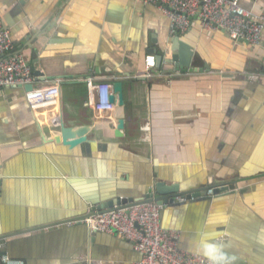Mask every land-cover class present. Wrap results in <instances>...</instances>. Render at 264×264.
<instances>
[{
  "label": "crops",
  "instance_id": "1",
  "mask_svg": "<svg viewBox=\"0 0 264 264\" xmlns=\"http://www.w3.org/2000/svg\"><path fill=\"white\" fill-rule=\"evenodd\" d=\"M241 3L264 9V0ZM0 19L14 52L29 60L33 86L60 89L45 112L24 87L0 88V264L3 255L21 264H133L140 254L132 241L67 221L108 199L142 198L154 181L180 190L228 185L163 203L161 225L179 230L187 251L214 243L228 264H264V43L232 40L193 18L178 42L191 47L196 70L163 62L144 78L145 56L170 58L176 36L156 5L0 0ZM115 79L123 83L122 136L111 128L114 110L87 104L88 82ZM60 119L88 126L86 141L53 142Z\"/></svg>",
  "mask_w": 264,
  "mask_h": 264
},
{
  "label": "built area",
  "instance_id": "2",
  "mask_svg": "<svg viewBox=\"0 0 264 264\" xmlns=\"http://www.w3.org/2000/svg\"><path fill=\"white\" fill-rule=\"evenodd\" d=\"M156 5L169 19V34L186 32L191 19H197L206 27L225 30L232 40H246L252 45L264 43V9L254 12L246 8L241 0H139ZM144 78L159 74L152 55L145 56ZM254 77L253 74L250 75ZM29 60L23 53L14 52L10 33L0 19V88L3 86L24 87L32 83ZM33 84V83H32ZM88 106L97 113L114 110L115 103L109 101L112 85L91 83ZM59 85L49 84L26 90L28 101L38 109L56 104ZM44 114V113H43ZM211 194V190L207 191ZM177 201L185 198L175 197ZM162 204L147 202L96 214L80 221L89 230L116 235L132 241L140 257L133 264H210L208 258L199 252H191L180 245V231L166 229L161 225ZM7 264H21L3 255Z\"/></svg>",
  "mask_w": 264,
  "mask_h": 264
},
{
  "label": "water",
  "instance_id": "3",
  "mask_svg": "<svg viewBox=\"0 0 264 264\" xmlns=\"http://www.w3.org/2000/svg\"><path fill=\"white\" fill-rule=\"evenodd\" d=\"M179 36L176 35L172 39V48H171V56L165 57L163 55L156 54L154 56L155 59V67L161 68V64L166 62L173 66L174 69H178L181 72H190L196 70L194 67H191V59L193 56L192 49L189 45L178 42ZM172 68L168 70L171 72ZM165 72V69H163ZM33 88V84L29 83L24 85V89L29 90ZM109 101L111 103H115L114 106V119L116 121L115 125H111L113 128L115 136H122L125 122V114H124V96H123V83L120 79H115L112 82V93L109 97ZM55 127L59 128V131L52 135L51 140L57 144L61 143L67 145L69 147H73L77 144H80L86 141V133L88 131V126H77L72 128L74 125V121L71 122H63L62 119L57 124H54ZM228 185H222L221 183L217 184H207L203 187H199L196 189H185L180 190L179 185L177 183L166 184L162 181H154L152 187L147 191V193L142 198H131V197H116L115 199H108L104 202H101L97 205L91 207V209L75 218L74 220L70 219L67 222H78L80 219H84L96 214L104 213L110 210H115L119 208L129 207L132 205L147 203V202H155L157 204H167L171 203L175 197H182L185 199L199 197L201 195H205L208 190H211L213 195H217L222 191H228ZM80 222V221H79ZM96 232V231H94ZM8 236V235H7ZM2 237H6V235H2Z\"/></svg>",
  "mask_w": 264,
  "mask_h": 264
},
{
  "label": "clouds",
  "instance_id": "4",
  "mask_svg": "<svg viewBox=\"0 0 264 264\" xmlns=\"http://www.w3.org/2000/svg\"><path fill=\"white\" fill-rule=\"evenodd\" d=\"M197 252L206 256L210 264H228L226 253L217 244L204 242L202 245L197 246Z\"/></svg>",
  "mask_w": 264,
  "mask_h": 264
},
{
  "label": "rangeland",
  "instance_id": "5",
  "mask_svg": "<svg viewBox=\"0 0 264 264\" xmlns=\"http://www.w3.org/2000/svg\"><path fill=\"white\" fill-rule=\"evenodd\" d=\"M81 220H82V219H80L79 221H81ZM79 221H78V222H79ZM79 223H80V222H79Z\"/></svg>",
  "mask_w": 264,
  "mask_h": 264
}]
</instances>
